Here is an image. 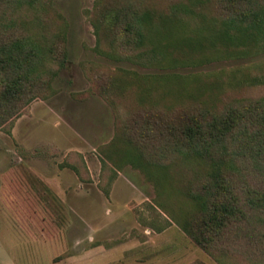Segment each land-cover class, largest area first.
<instances>
[{"label":"rangeland","instance_id":"374dc122","mask_svg":"<svg viewBox=\"0 0 264 264\" xmlns=\"http://www.w3.org/2000/svg\"><path fill=\"white\" fill-rule=\"evenodd\" d=\"M124 1L0 5V37L38 43L50 66L34 99L0 127V264H264V211H250L249 220L232 225L237 230L207 251L181 225L194 202L180 193L176 180L158 181L141 168L126 163L118 169L106 159L104 147L126 116L101 95L104 88L110 93L107 75L123 67L163 76L159 87L173 108L189 102H178L175 94L193 93L195 105L220 113L238 100L264 98V47L242 56L229 47L220 23L225 11L213 0H140L157 9L183 3L190 9L188 34L196 29L216 37L219 51L207 44L177 48L162 63L117 61L104 52L137 51L120 47L102 6L107 12ZM143 116H137L140 125ZM151 124L155 130L162 125L158 118ZM241 132L231 129L229 139ZM240 141L228 143L232 151L241 150ZM239 159L236 165L245 170L237 176L238 188L264 190V168L247 170L248 158ZM188 163L168 171L176 176L185 169V177L193 179L194 168L209 166L207 160Z\"/></svg>","mask_w":264,"mask_h":264},{"label":"trees","instance_id":"16d2710c","mask_svg":"<svg viewBox=\"0 0 264 264\" xmlns=\"http://www.w3.org/2000/svg\"><path fill=\"white\" fill-rule=\"evenodd\" d=\"M39 1L24 0L26 4ZM6 2L0 0V5ZM213 2L220 4L225 11L220 23L226 28L222 30L229 47L235 48L240 56L248 51L256 54L263 50L264 0ZM102 7L103 17L112 22L108 29L115 30L114 36L120 35L121 39L117 41L120 47L137 51L135 55L130 52L117 54L116 50L104 52L106 57L114 60L145 58L147 62L162 63L169 55H174L177 48L180 51L183 47L203 49L208 44L216 52L218 50L216 37L209 38L196 29L193 36L188 34L185 17L190 9L181 2L171 3L167 9H157L140 0H125L107 12V7ZM117 42L111 43L116 45ZM46 52L53 54L52 48ZM65 55L66 50H63L60 64ZM42 67L46 69L39 70ZM49 67L44 63L38 43L0 37V127L34 99L37 83L41 82L42 74ZM49 72L51 76L55 74L52 70ZM107 77L111 94H107L104 88L101 95L115 112L122 110L126 118L106 147L103 146L106 149L102 153L115 168L120 169L128 163L158 181L176 180L180 184V193L194 202L193 212L189 217L184 216L181 225L198 246L209 251L227 231L237 230L232 225L249 220L250 211H264V190L247 185L242 186L244 189L238 188L237 176L245 169L236 165L237 159L247 157L248 163L250 161L247 170L261 173L264 168V98L238 100L216 113L206 106L195 105L193 93L188 94L191 98H185L184 93L179 92L175 94L178 102H189H182L185 107L173 108L159 87L163 76L139 74L118 67ZM138 108L143 110L136 112ZM142 113L140 125L137 116ZM156 117L162 123L158 130L151 124ZM253 127L256 128L252 130ZM240 128L243 132L235 134V139H229V131ZM237 139L241 140L237 144L241 149L238 153L230 147V141ZM205 160L209 161V166L194 168L193 179L185 177V169L176 176L168 171L179 162L189 166L188 162L205 163Z\"/></svg>","mask_w":264,"mask_h":264}]
</instances>
